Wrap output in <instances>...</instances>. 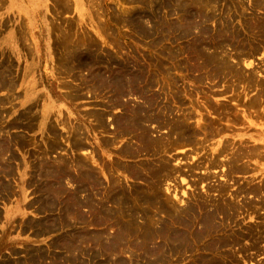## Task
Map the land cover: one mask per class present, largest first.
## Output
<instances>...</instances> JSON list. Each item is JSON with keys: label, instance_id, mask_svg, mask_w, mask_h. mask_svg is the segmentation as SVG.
<instances>
[{"label": "rangeland", "instance_id": "rangeland-1", "mask_svg": "<svg viewBox=\"0 0 264 264\" xmlns=\"http://www.w3.org/2000/svg\"><path fill=\"white\" fill-rule=\"evenodd\" d=\"M201 1L203 0H0V264H110L107 262L108 260H106L109 256H115L114 259L112 258V261H114L112 264H129L130 253L133 252L132 254L139 257L142 255L146 257L145 252L147 250L145 249H149V247L153 246L152 244L144 247L141 246V236L140 242L138 241L139 237H136L138 232L145 229V231H143L145 240L153 237V239H155L154 242L158 243L161 239L163 241V237L152 236L159 228V220L164 218L162 219L163 222L161 221V225L168 222V225L172 224L175 228L177 227V229H180L181 227L174 223L175 218H177L175 215L177 216V214L173 211H179L180 206L185 208V205H187L186 203L194 205V209L201 208L204 199L211 202L215 200L212 203L209 202V204H218L221 207L225 206L222 204L228 203L231 205H229V207L235 208V211L239 208V212H237L236 215L234 213L235 211L230 212L232 217L233 215L238 217H233L234 220L231 218L233 223L229 221L231 223L227 225L226 230L217 231L216 236H214L216 239L227 238L228 235H232V232L242 235L244 232H247V228H251L249 227L250 225L259 224L264 226V97H262L263 95L259 92L261 88L264 87V67H262V65L264 66V48L254 55L249 54L251 56L246 55L245 57L242 56L240 51L242 49L241 47L244 48L245 46L246 48H250L251 46H255V43H259L256 38L258 33L256 32L257 29H254L253 26H256V20L264 17V0ZM211 7L214 8L212 9ZM207 8L208 10H206ZM189 11L195 13V15H193L194 17L191 13L188 14ZM206 11L209 13H206ZM204 14L212 20L208 18L207 21L205 18L199 16ZM185 15H187L186 18H184ZM180 16L181 18L179 19ZM196 16L197 18H195ZM255 16L257 17L255 18ZM245 19L247 24L253 22L251 24L252 28L249 24L250 26H248L250 29H248ZM191 22L193 25L190 24ZM194 23L196 25L198 23L201 24H199V26L197 25V28H194ZM226 28L227 33L225 32ZM217 31H219V33L215 34ZM185 32L189 33L186 34ZM233 34H235V37H232ZM230 35L232 38H230ZM195 36L196 38L193 39ZM199 42L200 45L198 44ZM207 42L208 44H206ZM196 45L200 48L198 49L199 51ZM188 46L191 47L189 48ZM233 46L238 49H234ZM181 49L186 51H181ZM192 49L195 52H193ZM210 55L214 57V59L216 58V61L223 62L230 67L234 66L233 68L237 71L240 68L238 71L239 75L249 79L245 81L242 77H234L232 74L230 76L218 74L217 76H212L211 72H206L203 62L206 58L210 59ZM261 55L263 56L261 57ZM244 59L247 61H244ZM99 64L105 67L103 68ZM257 65L259 67H256ZM98 66L99 68H97ZM101 68L103 69L101 70ZM111 71H113V74ZM125 71L128 72V74ZM240 71H242V74ZM111 75L114 76V78H112ZM135 78L139 81H134L136 80ZM111 80L112 82H110ZM231 80L233 82H231ZM104 82L108 84L106 85ZM118 84L122 85H119V87ZM147 88L149 89L147 90ZM258 94L261 97L259 96V98H257ZM118 102L120 105H117ZM161 108L163 109L162 112ZM179 108L180 111H178ZM126 110L130 112H126ZM168 110H171V112ZM192 110L194 111L193 113ZM135 111L143 114V118L145 119L143 121L141 120V116H139V122L145 127H141V125L138 124L139 122L137 124L127 122L126 124L128 126L125 127L124 121L132 119V117L135 116ZM88 112L91 113L88 114ZM131 112L133 114H131ZM123 113L128 116V119ZM182 113V118L185 119L187 116V119H183L182 122H188L189 124H187L190 125L188 126L185 123V128H183L187 131L185 133L183 129H175L170 125L175 124L174 120L177 118L182 120ZM155 114H160L162 116L166 114L164 115V119H166L167 122L159 123L160 125L158 126L157 123L152 120ZM98 115H101V119ZM147 115L152 116L148 119ZM261 115H263V119ZM95 118L97 121L98 119L101 121L104 119L103 123L106 125L99 127ZM163 124L164 127L161 126ZM92 125H96L95 128ZM202 127H204L205 130L202 129ZM73 128H75L76 131ZM193 128L194 130L196 129L195 132L192 130ZM216 130L217 133L215 132ZM187 133L193 136L191 139L192 141L185 142L182 140L180 143H177V137H181V134L182 137H186ZM148 135V140L153 137L150 141H153L152 143L160 148L158 152L155 151L156 149L154 148L152 151H146L149 148L144 146V143L140 141L144 136L146 137ZM167 136L169 137L168 139ZM104 139L108 142V146H106V141ZM198 142L199 146L197 147L196 144ZM224 142H228L229 145L228 143L224 144ZM83 143L85 147L82 146L84 145ZM123 144L125 148L128 147L129 150H131L127 157L126 153H121L123 151L122 149H125ZM134 144L135 146H133ZM184 144L188 145L187 150ZM164 145L167 146L166 149L163 148ZM171 145L172 147H170ZM192 146L194 148H192ZM189 147L191 149H189ZM200 147H202V149L199 151ZM79 148L84 150V152L80 151ZM171 148L173 151H171ZM183 148L185 150H183ZM237 148H240L239 151ZM118 149L120 151H118ZM169 149L170 152H167ZM192 150H195V152ZM218 150H221V153H219ZM235 150L238 152L235 153ZM242 150L243 152H241ZM188 151H190L189 153L191 155H188ZM213 151H216V156L213 155ZM87 152L91 153L87 159V163L90 162V165L88 164L89 168L91 167V169L94 170L96 167L95 171L98 168L103 179L99 177L100 175L96 171L95 174L98 177L96 179L97 184H93L91 180L88 182V187L90 188L88 194L90 193L96 205L100 203L104 204V202L107 204L106 198L110 192L108 191V189H110V181L112 179L114 182L113 179H116V186H113V190L116 196H122L117 198L119 201L123 198L120 204L125 208V211H127L125 213L126 215L124 214L125 216L119 214V217H121V215L124 216L119 222L127 221L124 223L129 224L130 232H126L125 235L127 238H125V236L124 240L126 241H121L122 246H119L121 242L118 243L120 247V250L117 249L118 247L116 248L118 258H116V255H113L115 251L112 250L109 252L108 246L102 245V239L100 238L101 229L105 228L106 232H110V230H107L109 229L108 227L111 224V229L114 230L117 227L116 223L108 222V224L107 222H103V220H101V215H99L100 213L98 214V211H96L97 209H89L90 213L92 212L91 215L89 211L87 212L88 214L86 213L85 207H81L84 206L83 202L80 203L83 201L84 194L83 191H81L82 193L80 192L83 186L82 171L80 172V170ZM193 153L199 160L196 159ZM237 153L240 159L242 158L241 161L239 159V164H244V167H246L242 171L247 172L248 166V172L241 173L242 171H240L229 174V163ZM244 153L249 155L247 156ZM254 153L257 155L255 156ZM178 155L179 159L177 161L176 156ZM189 156L195 158L190 159ZM251 156H255V158ZM216 157L217 159H214ZM224 157H227L226 160ZM261 157L263 160H261ZM185 159L186 161H184ZM207 160H210L209 162L211 163H208ZM212 160L215 161L214 163L216 164L214 166L216 167L213 166ZM219 160L225 162L221 163ZM115 161L117 163H115ZM216 161L220 162V166ZM118 162L120 163L118 164ZM159 162L167 163L168 169H171L161 174L162 178H159L157 182V180H151V173L155 170L154 168ZM186 162L189 164L191 163L187 168L184 166L187 164ZM126 165L128 167H126L127 170H123L121 167H125ZM105 166H108L109 169L107 168L108 170L106 169L104 171L106 168ZM148 166L150 168H148ZM192 166L194 168H190ZM203 168H207L205 169L206 171ZM210 168L212 170H210ZM128 169L131 171H128ZM151 169L153 170L151 171ZM187 170L189 174L191 173L190 175L187 173ZM136 171L139 174L141 172V174L134 173ZM179 171L181 173H179ZM131 172H133V174H131ZM106 173L108 174L106 175ZM203 173L206 176L210 174L209 178L207 177V179ZM163 175H165V177ZM178 175L181 176L179 177ZM227 176H231V180ZM143 178L146 179L143 181ZM183 180H185V182ZM194 180L195 182H193ZM226 180L229 181V184L231 183L230 186ZM102 181H104V183H101ZM121 181H123V183ZM173 181L179 182V184L176 183L175 185ZM209 181L211 182L210 184ZM214 181L215 186L218 185L217 187L214 186ZM161 182H163L164 185ZM243 182H245L246 185L248 183L249 186H244L245 183ZM154 183L156 184L155 186H153ZM165 184H167V186ZM172 184H174V186ZM201 184H203V186ZM208 184L212 185L210 186L212 189L209 188ZM234 184L236 185L234 186ZM252 184H254V186ZM118 185L120 187H118ZM219 185H224L229 189L227 195L221 196L219 193L221 186ZM159 186L160 188H157ZM236 186L238 188H247V190L245 189L247 193H249L250 188H258V186V192L259 189L263 191L261 193L256 192V194H250V192V195L245 192L243 194L244 196L241 194V198L239 196L233 198L231 193L235 194L238 190ZM205 187L209 189L207 190ZM230 188H232V191ZM233 188L235 189L233 190ZM119 189L122 191H119ZM159 189L162 192H160ZM145 190L146 192H144ZM94 191H96V194ZM100 191H102V193ZM125 191L127 192L125 193ZM210 191L213 195L209 194ZM162 193L165 194L166 197ZM135 194L141 196L150 195L152 198L156 197L159 201L151 198L153 202L150 204L153 208L150 204L148 207L147 204L144 209L143 205H146L148 200H140V197L137 198L138 196L136 199L134 198ZM74 196L76 198H74ZM129 196L131 199H129ZM200 198L204 199L200 200ZM166 199L175 205H171L174 208L168 204L169 201H166ZM260 199L262 200L260 201ZM180 200L182 202H180ZM228 200L232 201L229 203ZM124 201L127 202V204ZM131 201H134L135 204ZM200 201H202L201 204ZM250 201H254V204L251 205V203L249 205ZM158 202L160 203L158 204ZM161 203L164 205L162 206ZM259 203L261 204L259 205ZM247 204L248 206H245ZM176 205L178 210L176 209ZM257 205L259 209L261 208L260 210L257 208ZM135 206L139 213L135 210ZM168 206L170 207L168 208ZM79 207L80 210L77 211ZM166 209L169 210L167 211ZM170 209L173 213H168ZM83 210H85V212ZM130 210L133 211L130 213ZM140 210L143 213L142 215ZM165 210L167 212L164 213ZM247 210H249L248 213L246 212ZM145 212L147 217L144 214ZM153 212H155L159 218L154 217ZM85 213L91 218L95 215L96 217L90 218L92 221L89 219V222L86 223V217H82V215L85 216ZM129 213L133 214V216ZM152 215L153 217H151ZM138 216L140 218H138ZM148 217H150L151 220L154 218L155 221L152 222L150 219L148 220ZM76 218L78 219L76 220ZM63 220H65L64 222L66 223H64ZM219 220L220 219H217V221ZM90 221L97 226H94ZM129 221L130 223L132 222L133 225L130 224ZM148 221L149 225H147ZM177 221L178 220H175V222ZM100 222L105 224L101 225ZM154 222L157 224H154ZM134 223L137 225L136 227ZM223 223L224 222H222V224ZM143 224L145 225L144 227ZM149 226H151L150 230L148 228ZM199 227L201 228V225ZM135 228L138 230L134 231L136 230ZM86 232H88L87 239L91 240H89V243L88 240H86V244H84V234ZM108 233H106V235ZM131 233H135V236L131 235ZM89 234H93L94 237L93 235L89 237ZM262 234V241L260 240L261 242L258 243L257 248L249 249L253 240L245 239L242 244L247 247L246 253L239 256V261L233 263L227 261V263L264 264V235ZM95 236L100 239H96L97 237L95 238ZM261 236L258 235L257 237ZM66 241H68V243ZM81 241L83 242L81 243ZM204 241L205 242L202 243L206 245L212 240L206 238ZM170 244L173 245L171 242ZM123 245H125L127 250ZM135 246L139 248L136 247L135 249ZM238 247H240V245ZM82 248L87 249V251L84 249L82 250ZM123 248L126 251H124ZM236 248L237 246H235V248L228 247L225 250L226 252L229 251L228 254L232 256ZM128 249L131 252L128 251ZM101 250L103 252L102 255L100 254ZM73 251L74 253H72ZM182 251L184 252L180 251L176 256H173V258L166 256L164 263L192 264L194 260H192L190 256V250H187L188 252L185 250ZM200 252L201 251H198L199 254ZM110 253H112V255ZM120 253L122 258L120 257ZM218 256V254L212 253L210 258H216ZM231 258H233V256L228 257V259Z\"/></svg>", "mask_w": 264, "mask_h": 264}, {"label": "bare ground", "instance_id": "bare-ground-1", "mask_svg": "<svg viewBox=\"0 0 264 264\" xmlns=\"http://www.w3.org/2000/svg\"><path fill=\"white\" fill-rule=\"evenodd\" d=\"M204 1V0H203ZM203 1H201V2H203ZM214 1V0H213ZM217 1V0H216ZM166 2V1H165ZM153 3V2H152ZM195 3H196V1H195ZM226 3V2H225ZM227 3H229V2H227ZM172 4V3H171ZM169 5V4H168ZM204 5H206V4H204ZM230 5V4H229ZM173 6V5H172ZM192 7V6H191ZM199 7V6H198ZM215 7V6H214ZM213 7V8H214ZM229 7H231V6H229ZM161 8V7H160ZM164 8V7H163ZM189 8V7H188ZM212 8V7H211ZM210 8V9H211ZM212 8V9H213ZM218 8V7H217ZM186 9V8H185ZM184 9V10H185ZM156 10V9H155ZM206 10H208V8L206 9ZM227 10V9H226ZM243 10V9H242ZM187 13V12H186ZM191 13V15L193 16V15H195V13L193 12V11H189V13L188 14H190ZM206 13H209V12H207L206 11ZM241 13H243V12H241ZM135 14H136V12H135ZM200 14V13H199ZM177 15H178V13H177ZM263 15V14H262ZM186 16L187 15H185V17L184 18H186ZM189 16V15H188ZM200 17H202V18H205L207 21H208V18H210V17H208V16H206L205 14L204 15H199ZM233 16V15H232ZM231 16V17H232ZM234 16H235V14H234ZM233 16V17H234ZM245 16V15H244ZM183 17V16H182ZM191 17V16H190ZM194 17V16H193ZM246 17V16H245ZM257 16H255V18H256ZM181 18V16L179 17V19ZM195 18H197V16L195 17ZM230 18V17H229ZM235 18V17H234ZM255 18H254V20H255ZM142 19H143V17H142ZM183 19V18H182ZM190 19V18H189ZM191 19H192V17H191ZM204 19V20H205ZM248 19V18H247ZM185 20V19H184ZM203 20V19H202ZM209 20H212L211 18L209 19ZM233 20H235V19H233ZM239 20V19H238ZM244 20V19H243ZM257 22H256V26H253V28L254 29H257V31L256 32H258L257 33V35H256V38H257V42H259L258 44L257 43H255L256 45L255 46H251L250 48H246L245 46H244V48L243 47H241L242 49L240 50L241 51V53H242V56H246V55H249V54H251V55H254L255 53H257V52H259V51H261L263 48H264V17L263 18H261V19H259V20H256ZM196 22H198V21H196ZM245 22H246V19H245ZM245 22H243V23H245ZM132 23V22H131ZM186 23H187V21H186ZM185 23V24H186ZM216 23V22H215ZM214 23V24H215ZM230 23H231V21H230ZM253 23V22H252ZM251 23V24H252ZM143 24V23H142ZM190 24H192V22L190 23ZM199 24H201V23H198L197 25L199 26ZM237 24V23H236ZM235 24V25H236ZM246 24H247V22H246ZM250 24V23H249ZM249 24H247V26L249 25ZM250 24V25H251ZM158 25V24H157ZM193 25V24H192ZM197 25L194 23V28H197ZM204 25V24H203ZM233 25V24H232ZM249 25V26H250ZM206 26V25H205ZM215 26H217V25H215ZM249 26H248V29H250L249 28ZM203 27V26H202ZM209 27V26H208ZM227 27V26H226ZM231 27V26H230ZM199 28V27H198ZM224 28V27H223ZM228 28H229V26H228ZM251 28H252V25H251ZM208 29V28H207ZM230 29V28H229ZM240 29V28H239ZM220 30V29H219ZM181 31V30H180ZM187 31V30H186ZM189 31V30H188ZM205 32H207L206 30H204ZM240 31V30H239ZM238 31V32H239ZM248 31V30H247ZM251 31V30H250ZM225 32L227 33V28H226V30H225ZM181 33H183V32H181ZM181 33H179V34H181ZM186 34L187 33H189V32H185ZM202 33V32H201ZM207 33H209V32H207ZM219 33V31H217V33H215V34H218ZM225 33V34H226ZM243 33V32H242ZM252 33H253V30H252ZM185 34V35H186ZM191 34V33H190ZM189 34V35H190ZM222 34V33H221ZM188 35V36H189ZM202 35V34H201ZM228 35V34H227ZM226 35V36H227ZM235 34H233L232 35V37H235L234 36ZM229 36V35H228ZM227 36V37H228ZM239 36H241V35H239ZM249 36V35H248ZM231 37V35H230V38H232ZM196 38V36L193 38V39H195ZM225 38V37H224ZM237 38H239V37H237ZM179 39V38H178ZM184 39V38H183ZM202 39V38H201ZM221 39V38H220ZM243 39V38H242ZM205 40V39H204ZM231 40V39H230ZM233 40V39H232ZM241 40V39H240ZM244 40V39H243ZM226 41V40H225ZM229 41V40H228ZM209 42V41H208ZM208 42L206 43V44H208ZM224 42V41H223ZM231 42H233V41H231ZM193 43V42H192ZM204 43V42H203ZM213 43V42H212ZM248 43H250V42H248ZM195 44V43H194ZM199 45H200V42L198 43ZM217 44V43H216ZM236 44V43H235ZM235 44H233V45H235ZM238 44V43H237ZM193 45V44H192ZM218 45H220V44H218ZM239 45V44H238ZM244 45V44H243ZM249 45V44H248ZM207 46V45H206ZM247 46V45H246ZM189 47V46H188ZM191 47V46H190ZM189 47V48H190ZM185 48V47H184ZM195 48V47H194ZM196 48H197V50L198 49H200L199 47H197V45H196ZM204 48V47H203ZM211 48V47H210ZM215 48V47H214ZM226 48H228V47H226ZM233 48L234 49H238L237 47H235V46H233ZM182 50H184V49H181V51ZM188 50V49H187ZM221 50V49H220ZM230 50V49H229ZM184 51H186V50H184ZM192 51H193V49H192ZM199 51V50H198ZM215 51V50H214ZM222 51V50H221ZM188 52V51H187ZM193 52H195V51H193ZM205 52V51H204ZM217 53L219 52V51H216ZM225 52V51H224ZM220 53V52H219ZM222 53V52H221ZM238 53V52H237ZM262 53V52H261ZM196 54V53H195ZM224 54V53H223ZM251 55H249V56H251ZM263 55H261V57H262ZM241 57V56H240ZM243 57V58H244ZM257 57V56H256ZM264 57V56H263ZM184 58V57H183ZM199 58H200V56H199ZM249 58H251V57H249ZM259 58V57H258ZM234 59V58H233ZM247 59V58H246ZM246 59H244V61L246 60ZM252 59V58H251ZM260 59V58H259ZM239 60H241V59H239ZM238 61V60H237ZM247 61V60H246ZM99 62H101V61H99ZM204 62V67L206 68V72H211L212 74V76H217V74L218 75H226V76H230L231 74L234 76V77H238V78H241L242 76H240L239 75V69H238V71L237 70H235V68H233V67H230L229 65H226V64H224L223 62H219V61H216V58L214 59V57H212L211 55H210V59H208V58H206L205 59V61H203ZM239 62V61H238ZM107 63V62H106ZM186 63V62H185ZM227 63V62H226ZM82 64V63H81ZM117 64V63H116ZM187 64V63H186ZM84 65V64H83ZM99 65H101L103 68L105 67L104 65H102V64H99ZM190 66V65H189ZM255 66V65H254ZM83 67V66H82ZM132 67V66H131ZM256 67H259L258 65L256 66ZM261 67V66H260ZM262 67H264L263 65H262ZM261 67V68H262ZM97 68H99V66L97 67ZM103 68H101V70L103 69ZM109 68V67H108ZM114 68V67H113ZM118 68V67H117ZM117 68H115V69H117ZM191 68V67H190ZM193 68V67H192ZM201 68V67H200ZM237 68V67H236ZM83 69V68H82ZM110 69V68H109ZM120 69V68H119ZM118 69V70H119ZM133 69V68H132ZM189 69V68H188ZM194 69V68H193ZM197 69V68H196ZM202 69V68H201ZM200 69V70H201ZM248 69V68H247ZM254 69H255V67H254ZM106 70V69H105ZM113 70V69H112ZM250 70H252V69H250ZM249 70V71H250ZM108 71V70H107ZM106 71V72H107ZM116 71V70H115ZM130 71V70H129ZM190 71H191V69H190ZM194 71H195V69H194ZM244 71V70H243ZM247 71V70H246ZM110 72V71H109ZM108 72V73H109ZM112 72V74H113V71H111ZM122 72H124V71H122ZM126 72V71H125ZM144 72V71H143ZM142 72V73H143ZM251 72V71H250ZM99 73V72H98ZM104 73V72H103ZM127 74H128V72H126ZM240 73L242 74V71H240ZM246 73V72H245ZM244 73V74H245ZM121 74V73H120ZM124 74V73H123ZM205 74V73H204ZM207 74V73H206ZM243 74V75H244ZM261 74V73H260ZM90 75V74H89ZM99 75H101V74H99ZM115 75V74H114ZM125 75V74H124ZM143 75V74H142ZM251 75V74H250ZM257 75H259V74H257ZM98 76V75H97ZM119 76V75H118ZM118 76H116V77H118ZM130 76V75H129ZM139 76V75H138ZM203 76H205V75H203ZM261 76H262V74H261ZM111 77L112 78H114V76H112L111 75ZM121 77V76H120ZM202 77V76H201ZM207 77V76H206ZM223 77V76H222ZM225 77V76H224ZM256 77H258V76H256ZM105 78V77H104ZM104 78H102V79H104ZM110 78V77H109ZM119 78V77H118ZM126 78V77H125ZM138 78V77H137ZM152 78V77H151ZM220 78V77H219ZM243 79H245V81L246 80H248L249 78H244V77H242ZM124 79V78H123ZM129 79V78H128ZM136 79V78H135ZM200 79V78H199ZM232 79V78H231ZM242 79V80H243ZM253 79V78H252ZM105 80V79H104ZM110 80V79H109ZM118 80V79H117ZM121 80H122V78H121ZM120 80V81H121ZM125 80V79H124ZM127 80V79H126ZM132 80V79H131ZM239 80H241V79H239ZM134 81H137V79L136 80H134ZM139 81V80H138ZM137 81V82H138ZM238 81V80H237ZM91 82H93V81H91ZM107 82V81H106ZM106 82H104V83H106ZM110 82H112V80L110 81ZM132 82V81H131ZM231 82H233L232 80H231ZM242 82V81H241ZM240 82V83H241ZM96 83V82H95ZM114 83V82H113ZM120 83V82H119ZM130 83V82H129ZM239 83V84H240ZM248 83V82H247ZM101 84V83H100ZM108 83H106V85H107ZM110 84H112V83H110ZM124 84H125V82H124ZM151 84V83H150ZM149 84V85H150ZM254 84V83H253ZM261 84V83H260ZM117 85V84H116ZM120 84H118V86H119ZM122 85V84H121ZM120 85V86H121ZM129 84L127 83V86H128ZM137 85V84H136ZM244 85V84H243ZM247 85V84H246ZM263 85V84H262ZM96 86V85H95ZM94 86V87H95ZM117 86V87H118ZM119 86V87H120ZM131 86V85H130ZM135 86V85H134ZM145 86V85H144ZM257 86H259V85H257ZM261 86V85H260ZM123 87V86H122ZM129 87V86H128ZM249 87V86H248ZM262 87V86H261ZM128 89V88H127ZM135 89V88H134ZM149 88H147V90H148ZM251 89V88H250ZM132 90V89H131ZM130 90V91H131ZM254 90V89H253ZM121 91V90H120ZM124 91V90H123ZM129 91V90H128ZM128 91H127V93H128ZM135 91V90H134ZM137 91V90H136ZM252 91V90H251ZM119 92V91H118ZM126 92V91H125ZM141 92V91H140ZM263 96L262 97H264V87H262L261 88V90L259 91ZM130 93V92H129ZM142 93V92H141ZM257 93V92H256ZM259 93V94H260ZM124 94V93H123ZM136 94V93H135ZM143 94V93H142ZM154 94V93H153ZM156 94V93H155ZM158 94V93H157ZM257 95L258 97L257 98H259V96L260 95ZM140 95V94H139ZM159 95V94H158ZM123 96V95H122ZM126 96V95H125ZM142 96V95H141ZM140 96V97H141ZM157 96V95H156ZM144 97V96H143ZM160 97V96H159ZM158 97V98H159ZM261 97V96H260ZM251 98V97H250ZM249 98V99H250ZM117 99H118V97H117ZM116 99V100H117ZM119 100V99H118ZM163 100V99H162ZM161 100V101H162ZM255 101H257L256 99H254ZM260 100V99H259ZM262 100H263V98H262ZM155 101H157V100H155ZM160 101V102H161ZM117 102V101H116ZM116 102H115V104H116ZM152 103V102H151ZM158 103H159V101H158ZM139 104V103H138ZM137 104V105H138ZM162 104V103H161ZM256 104V103H255ZM117 105H120L119 104V102H118V104ZM152 105H153V103H152ZM168 105V104H167ZM139 106V105H138ZM144 106V105H143ZM116 107V106H115ZM121 107V106H120ZM125 107V106H124ZM134 107V106H133ZM135 107H136V105H135ZM141 107V106H140ZM109 108V107H108ZM149 108V107H148ZM148 108H145V109H148ZM154 108H155V106H154ZM162 108H164V107H162ZM161 108V109H162ZM181 108V107H180ZM180 108H179V110L178 111H180ZM226 108V107H225ZM125 109H127V108H125ZM136 109V108H135ZM139 109V108H138ZM150 109H151V107H150ZM156 109V108H155ZM183 109V108H182ZM157 110V109H156ZM155 110V111H156ZM167 110V109H166ZM258 110H259V108H258ZM128 110H126V112H127ZM159 111V110H158ZM163 111V109L161 110V112ZM169 111V110H168ZM128 112H130V111H128ZM148 112V111H147ZM160 112V111H159ZM160 112V113H161ZM169 112H171V110L169 111ZM183 112V111H182ZM188 112V111H187ZM194 111L192 110V113H193ZM91 112H88V114H90ZM172 113H173V111H172ZM177 113V112H176ZM87 114V113H86ZM124 114V113H123ZM131 114H133L132 112H131ZM137 114V115H136ZM139 114H141V112H136L135 111V116L134 117H132V119H128V116H126L125 114V117H127V119L128 120H125L124 122V124L126 125H124L125 127H127L128 125L126 124L127 122H130V123H135V124H137L139 121H140V117L139 116H141V120H143L144 121V119L145 118H143V114H141V115H139ZM146 114V113H145ZM167 114V113H166ZM166 114H164V115H166ZM189 114V113H188ZM164 115L162 116V115H160V114H155V116H153L152 117V120H154L156 123H157V125L159 126L160 124L159 123H162V122H167V120L166 119H164ZM168 115H172V114H168ZM180 115V114H179ZM99 116V115H98ZM101 116V115H100ZM100 116H99V118H100ZM123 116V115H122ZM130 116V115H129ZM149 115H147V118L148 119H150V117L152 116H149ZM182 116H183V113H182V115H181V118H182ZM186 116V115H185ZM208 116V115H207ZM256 116V115H255ZM263 115H261V118L263 119V117H262ZM116 117V116H115ZM118 117V116H117ZM146 117V116H145ZM114 118V117H113ZM119 118V117H118ZM122 118H124V117H122ZM130 118V117H129ZM257 118H258V115H257ZM96 119V118H95ZM101 119V118H100ZM100 119H98V121H97V119H96V121H97V124H98V126L99 127H103V126H105L104 125V123H103V120L101 121ZM117 119V118H116ZM126 119V118H125ZM183 119L184 118H182V120L180 119V118H177L176 120H174V122H175V124H170V125H172V127H174L175 129L177 128V129H179V130H181V129H183V128H185L184 127V125H185V121L184 122H182L183 121ZM185 119H187V116L185 117ZM184 119V120H185ZM192 119H194V118H192ZM191 119V120H192ZM115 120V119H114ZM122 120H124V119H122ZM151 120V121H152ZM189 120V119H188ZM187 120V121H188ZM118 121V120H117ZM150 121V120H149ZM94 122H95V120H94ZM105 122H106V120H105ZM123 122V121H122ZM96 123V122H95ZM107 123V122H106ZM132 123V124H133ZM143 123V122H142ZM188 123V122H187ZM186 123V124H187ZM194 123V122H193ZM108 124H110V123H108ZM119 124H121V123H119ZM138 124H140V122L138 123ZM145 124V123H144ZM189 124V123H188ZM187 124V125H188ZM190 124H191V122H190ZM141 125V127H145L144 125L142 126V124H140ZM148 125H149V123H148ZM209 125H210V123H209ZM93 126V125H92ZM95 126L96 125H94L93 127L95 128ZM117 126H118V124H117ZM162 127H164V124L163 125H161ZM166 126V125H165ZM168 126V125H167ZM188 126H190V125H188ZM192 126V125H191ZM171 127V128H172ZM207 127H208V125H207ZM76 128V127H75ZM75 128H73V129H75ZM97 128V127H96ZM105 128V127H104ZM107 128V127H106ZM114 128V127H113ZM147 128H148V126H147ZM167 128V127H166ZM170 128V129H171ZM186 128H187V126H186ZM121 129V128H120ZM119 129V130H120ZM200 129H201V126H200ZM202 129H204V127H202ZM223 129V128H222ZM78 130V129H77ZM80 130V129H79ZM112 130V129H111ZM117 130V129H116ZM123 130V129H122ZM134 130V129H133ZM163 130V129H162ZM187 130H188V128H187ZM190 130V129H189ZM192 130H194V128L192 129ZM196 130V129H195ZM195 130H194V132H195ZM205 130V129H204ZM221 130V129H220ZM75 131H76V129H75ZM114 131V130H113ZM144 131V130H143ZM161 131V130H160ZM164 131V130H163ZM171 131V130H170ZM183 131H184V133L185 132H187V131H185L184 129H183ZM84 132V131H83ZM115 132V131H114ZM119 132V131H118ZM136 132V131H135ZM134 132V133H135ZM173 132V131H172ZM178 132V131H177ZM192 132V131H191ZM216 133H217V130L215 131ZM222 132V131H221ZM220 132V133H221ZM116 133V132H115ZM156 133V132H155ZM159 133V132H158ZM157 133V134H158ZM180 133V132H179ZM197 133H198V131H197ZM211 133V132H210ZM209 133V134H210ZM75 134V133H74ZM118 134V133H117ZM139 134V133H138ZM152 134H154V133H152ZM165 134V133H164ZM167 134H169V133H167ZM86 135V134H85ZM127 135V134H126ZM184 135V134H183ZM208 135V134H207ZM135 136V135H134ZM153 136V135H152ZM162 136V135H161ZM166 136V135H165ZM181 137H177V143H180V141H182V140H184L185 142H191L192 140V137L193 136H191L190 134H186V137H182V134L180 135ZM147 137V138H146ZM144 136V138L142 139V140H140L142 143H144L143 145L144 146H146V147H148L149 149L148 150H146V151H152V149L154 148V149H156L155 151H157L158 152V150H160V148L158 147V146H156V145H154L150 140L153 138V137H151V139H149L148 140V137H149V135L148 136ZM103 138V137H102ZM105 138V137H104ZM108 138V137H107ZM106 138V139H107ZM114 138V137H113ZM112 138V139H113ZM169 137L167 136V139H168ZM174 138V137H173ZM176 138V137H175ZM88 139V138H87ZM100 139V138H99ZM109 139V138H108ZM172 139V138H171ZM170 139V140H171ZM83 140V139H82ZM105 140V139H104ZM155 140V139H154ZM176 140V139H175ZM227 140V139H226ZM106 141V140H105ZM104 141V142H105ZM109 141V140H108ZM115 141V140H114ZM156 141V140H155ZM82 142H84V141H82ZM107 142V141H106ZM105 142V144H106V146H108V142L106 143ZM113 142V141H112ZM111 142V143H112ZM140 142V143H141ZM194 142V141H193ZM115 143V142H114ZM226 143H228V142H224V144H226ZM81 144V143H80ZM84 144V143H83ZM104 144V143H103ZM116 144V143H115ZM131 144V143H130ZM136 144V143H135ZM135 144L133 145V146H135ZM162 144V143H161ZM167 144V143H166ZM188 144V143H187ZM192 144V143H191ZM194 144V143H193ZM199 142L196 144V146L198 147L199 145ZM214 144V143H213ZM233 144V143H232ZM237 144H238V141H237ZM110 145V144H109ZM114 145V144H113ZM124 145V144H123ZM143 145H140L141 147L143 146ZM182 145V144H181ZM184 145H186V144H184ZM228 145H229V143H228ZM236 145V144H235ZM234 145V146H235ZM82 146H84L85 147V144L84 145H82ZM143 146V147H144ZM179 146V145H178ZM187 146V147H186ZM185 146V148H186V150H187V148H188V145H186ZM194 146V145H193ZM192 146V148H194ZM201 146V145H200ZM233 146V145H232ZM83 147V148H84ZM87 147V146H86ZM130 147V146H129ZM138 147V146H137ZM140 147V148H141ZM166 147L167 146H163V148L164 149H166ZM170 147H172V145L170 146ZM191 147V146H190ZM189 147V149H191ZM202 147H203V143H202ZM202 147H200V149H199V151L202 149ZM206 147V146H205ZM239 147V146H238ZM254 147H256V146H254ZM262 147V146H261ZM82 148V147H81ZM95 148V147H94ZM122 148H123V146H122ZM124 148H125V145H124ZM133 148V147H132ZM136 148V147H135ZM134 148V149H135ZM139 148V147H138ZM176 148V147H175ZM175 148H174V150H175ZM179 148V147H178ZM196 148V147H195ZM207 148V147H206ZM257 148H258V146H257ZM260 148V147H259ZM89 149H90V147H89ZM120 149H121V147H120ZM133 149V150H134ZM181 149V148H180ZM188 149V150H189ZM238 149V148H237ZM240 149V148H239ZM239 149H238V151H239ZM242 149H243V147H242ZM246 149V148H245ZM251 149V148H250ZM79 150L80 151H83L84 152V150H82V149H80L79 148ZM123 151L121 152V153H126V157H127V155L129 154V152L131 151V150H129V148L127 147V148H125V149H122ZM182 150V149H181ZM183 150H185L184 148H183ZM231 150V149H230ZM253 150V149H252ZM251 150V151H252ZM118 151H120L119 149H118ZM141 151H143V150H141ZM155 151H154V153H155ZM163 151V150H162ZM171 151H173V149L171 148ZM193 152H195V150H192ZM191 151V152H192ZM238 151H236L235 150V153L236 152H238ZM133 152V151H132ZM135 152V151H134ZM138 152V151H137ZM136 152V153H137ZM167 152H170V149H169V151L167 150ZM190 151H188V155L190 154L189 153ZM218 152L219 153H221V150L219 151L218 150ZM223 152V151H222ZM227 152V151H226ZM241 152H243V150L241 151ZM240 152V153H241ZM244 152H247V151H244ZM250 152V151H249ZM257 152V151H256ZM120 153V152H119ZM135 153V154H136ZM145 153V152H144ZM213 155H217V154H215L216 153V151L214 152L213 151ZM251 153V152H250ZM84 154V153H83ZM90 152H87L86 153V155H85V160H83L84 161V163H82V167H83V170H82V167H81V170H80V172H81V174H82V177H83V186L81 187V190H80V192L81 191H83V201H81L80 203H82L83 202V204H84V206H81L80 204H77V205H80L81 207H85L84 209L86 210V213L89 211V209L90 210H92V209H97L96 211H98V214L99 215H101V217H102V219L101 220H103V222H109V223H116V229H111V224H110V226L108 227L109 229H107V230H110V232L108 233V232H106V230H105V228H103V229H101V239H102V241H101V243H102V245H105L106 247L108 246V249H109V252L110 251H115V254L113 253V255H116V258H118V256H117V249L118 250H120L119 248V246H122V240H123V242L124 241H126V240H124L125 238H127V236L125 235L126 234V232L127 231H129V224H125L124 222H127V221H124V222H119V220L121 219L122 220V218L126 215L125 213L127 212V211H125V208L123 207V206H121V204H120V202L122 203V199H120V201L118 200V198L121 196H119L118 197V195L116 196L115 195V192H114V190H113V186L115 185L116 186V183H115V181H116V179H113L114 180V182L112 181V179H111V181H110V189H108V191H110L109 192V195H107L108 197L106 198L107 199V202L109 203H107V204H105V202H104V204H102V203H100V204H97L96 205V202L93 200V198H92V196H90V193L88 194V191H89V187H88V182L91 180L92 181V183L94 184V183H96V179L98 178L97 176H96V171H97V173H99V171H98V168H97V170L95 171V169H96V167H95V169L94 170H92L91 169V167L89 168V163H87V159L89 158V156H90ZM130 154H132V153H130ZM147 154V153H146ZM158 154V153H157ZM194 154V153H193ZM192 154V155H193ZM223 154H224V152H223ZM245 154V153H244ZM253 154V153H252ZM145 155V154H144ZM159 155V154H158ZM186 155H187V152H186ZM191 155V154H190ZM206 155V154H205ZM204 155V156H205ZM241 155V154H240ZM245 155H247V154H245ZM249 155V154H248ZM247 155V156H248ZM254 155L256 156L257 154L256 153H254ZM258 155H261V154H258ZM130 156V155H129ZM128 156V157H129ZM132 156V155H131ZM137 156V155H136ZM135 156V157H136ZM181 156H184V155H181ZM194 156L196 157V155L194 154ZM255 156L254 157H252V158H255ZM177 157V161H178V157H179V155L178 156H176ZM185 157V156H184ZM186 157H188V156H186ZM190 157V159H192V158H195V157H192L191 158V156H189ZM202 157V156H201ZM200 157V158H201ZM115 158V157H114ZM113 158V159H114ZM134 158V157H133ZM163 158V157H162ZM220 158V157H219ZM218 158V159H219ZM225 158V160H226V158L227 157H224ZM164 159V158H163ZM169 159V158H168ZM184 159V158H183ZM196 159H197V157H196ZM204 159V158H203ZM209 159H210V155H209ZM214 159H217V157L216 158H214ZM221 159V158H220ZM223 159V158H222ZM231 159V158H230ZM229 159V160H230ZM239 159H240V157H239V154L237 153V154H235L234 156H233V158H232V160L230 161V163H229V174H232L233 172H240V171H242L244 168H246V167H244V164H239ZM242 159V158H241ZM241 159H240V161H241ZM197 160H199V159H197ZM201 160V159H200ZM206 160V159H205ZM261 160H263V158L261 157ZM157 161V160H156ZM172 161V160H171ZM176 161V160H175ZM174 161V162H175ZM181 161V160H180ZM184 161H186V159L184 160ZM196 161V160H195ZM203 161V160H202ZM208 161V160H207ZM210 161V160H209ZM208 161V163H211V162H209ZM220 161V160H219ZM228 161V160H227ZM141 162V161H140ZM158 162V161H157ZM173 162V161H172ZM183 162V161H182ZM188 162H190V161H188ZM188 162H186L187 164H188V166H187V164H185L184 166H186V168L187 167H189V165H191V163L189 164ZM200 162V161H199ZM212 162H213V166L216 164V163H214L215 161H213L212 160ZM217 162V161H216ZM221 163L222 162H225V161H223V160H221L220 161ZM220 162H217V164L220 166ZM247 162V161H246ZM114 163V162H113ZM115 163H117L116 161H115ZM120 162H118V164H119ZM123 163V162H122ZM142 163V162H141ZM140 163V164H141ZM176 163H178V162H176ZM176 163H175V165H176ZM196 163V162H195ZM198 163V162H197ZM227 163V162H226ZM248 163V162H247ZM89 164V165H88ZM104 164V163H103ZM152 164V163H151ZM172 164V163H171ZM182 164V163H181ZM180 164V165H181ZM194 164V163H193ZM199 164V163H198ZM124 165V164H123ZM148 165V164H147ZM194 165H196V164H194ZM200 165V164H199ZM210 165V164H209ZM97 166V165H96ZM128 166H129V164H128ZM143 166V165H142ZM152 166V165H151ZM170 166V165H169ZM177 166H178V164H177ZM198 166V165H197ZM204 166H205V161H204ZM212 166V165H211ZM211 166H209V167H211ZM106 167V166H105ZM112 167V166H111ZM127 165L125 166V167H121L123 170H127ZM147 167V166H146ZM175 167V166H174ZM182 167V166H181ZM180 167V168H181ZM199 167V166H198ZM214 167H216V166H214ZM222 167V166H221ZM224 167V166H223ZM227 167H228V164H227ZM108 168V166L104 169V171L106 170ZM148 168H150L149 166H148ZM178 168V167H177ZM185 168V169H186ZM190 168H194L193 166L192 167H190ZM109 169V168H108ZM107 169V170H108ZM136 169V168H135ZM155 170L154 171H152L153 169H151V171H152V173H151V180H153V181H156L157 180V182H158V179L159 178H162V176H161V174H164V172L165 171H167V170H169V169H171V168H169L168 169V165H167V163H165V162H162V163H160L159 162V164L154 168ZM189 169V168H188ZM200 169H201V167H200ZM199 169V170H200ZM204 169V168H203ZM205 169H207V168H205ZM204 169V170H205ZM216 169V168H215ZM130 169H128V171H129ZM134 170V169H133ZM184 170V169H183ZM191 170V169H190ZM189 170V171H190ZM194 170V169H193ZM195 170H196V167H195ZM202 170V169H201ZM210 170H212L211 168H210ZM249 170H251V169H249ZM47 171H48V169H47ZM131 171V170H130ZM142 171H143V169H142ZM174 171H175V169H174ZM206 171V170H205ZM208 171V170H207ZM107 172V171H106ZM127 172V171H126ZM140 172V171H139ZM170 172H171V170H170ZM178 172V171H177ZM177 172H175V173H177ZM184 172V171H183ZM191 172V171H190ZM193 172V171H192ZM195 172V171H194ZM247 172H248V166H247ZM247 172H241V173H247ZM250 172V171H249ZM134 173H138L137 171L136 172H134ZM174 173V174H175ZM179 173H181L180 171H179ZM178 173V174H179ZM186 173V172H185ZM187 173H188V170H187ZM211 173V172H210ZM225 173V172H224ZM223 173V174H224ZM240 173V174H241ZM70 174V173H69ZM108 173H106V175H107ZM131 174H133V172H131ZM139 174V173H138ZM140 174H141V172H140ZM139 174V175H140ZM172 174H173V171H172ZM189 174V173H188ZM187 174V175H188ZM191 174V173H190ZM189 174V175H190ZM193 174V173H192ZM205 174H206V172H205ZM208 174V173H207ZM212 174H214V173H212ZM226 174V173H225ZM99 175H100V173H99ZM98 175V176H99ZM110 175V174H109ZM166 175V174H165ZM165 175H163L164 177H165ZM183 175H185V174H183ZM186 175V176H187ZM201 175V174H200ZM203 175H204V173H203ZM173 176V175H172ZM172 176H171V178H172ZM179 176V175H178ZM181 176V175H180ZM179 176V177H180ZM192 176V175H191ZM202 176V175H201ZM204 176H206V175H204ZM209 176H210V174H209ZM209 176L207 175L206 176V178L208 177L209 178ZM224 176V175H223ZM70 177V176H69ZM99 177H101V179H102V176L100 175ZM110 177H111V175H110ZM112 177H113V175H112ZM142 177V176H141ZM167 177V176H166ZM169 177H170V175H169ZM169 177H168V179H169ZM185 177V176H184ZM187 177H190V176H187ZM198 177V176H197ZM214 177V176H213ZM225 177V176H224ZM228 177V176H227ZM231 177V176H230ZM230 177H228L230 180H231V178ZM71 178V177H70ZM203 178V177H202ZM207 178V179H208ZM72 179V178H71ZM75 179V178H74ZM109 179V178H108ZM144 179H146V178H143V181H144ZM177 179H179V178H177ZM181 179V178H180ZM185 179V178H184ZM199 179V178H198ZM212 179V178H211ZM248 179V178H247ZM103 180V179H102ZM166 180H167V178H166ZM176 180V179H175ZM182 180V179H181ZM180 180V181H181ZM200 180V179H199ZM213 180V179H212ZM254 180V179H253ZM256 180V179H255ZM101 181V180H100ZM124 181V180H123ZM123 181H121L122 183H123ZM160 181V180H159ZM163 181H165V180H163ZM169 181V180H168ZM184 182H185V180H183ZM186 181H187V178H186ZM201 181V180H200ZM227 181V180H226ZM234 181V180H233ZM236 181V180H235ZM263 181V180H262ZM81 182H82V180H81ZM99 182V181H98ZM146 182V181H145ZM151 182V181H150ZM169 182H171V181H169ZM169 182H166L167 184L169 183ZM175 181H173V183H174ZM182 182V181H181ZM188 182V181H187ZM192 182V181H191ZM193 182H195V180L193 181ZM229 181H227V183H228ZM239 182V181H238ZM249 182H250V180H249ZM252 182V181H251ZM100 183V182H99ZM101 183H104V181H102ZM119 183V182H118ZM160 183V182H159ZM162 184H163V182H161ZM172 183V182H171ZM176 183H178L179 184V182H175V185H176ZM183 183V182H182ZM181 183V184H182ZM197 183V182H196ZM208 183V182H207ZM211 182L209 181V184H210ZM236 183V182H235ZM243 183H245V182H243ZM97 184V183H96ZM162 184H161V187H162ZM167 184H165L166 186H167ZM170 184V183H169ZM193 184H195V183H193ZM192 184V185H193ZM208 184V185H209ZM220 184V183H219ZM224 184V183H223ZM229 184V183H228ZM231 184V183H230ZM230 184H229V186H230ZM250 184V183H249ZM264 184V183H263ZM106 185V184H105ZM105 185H104V187H105ZM120 185H121V183H120ZM156 184L154 183L153 184V186H155ZM164 185V184H163ZM173 186H174V184H172ZM172 185H170V186H172ZM187 185H188V183H187ZM202 186H203V184H201ZM207 185V186H208ZM225 185V184H224ZM224 185H219V186H221L220 187V190H219V193L221 194V196H225V195H227V193L229 192V189L227 188V187H225ZM233 185V184H232ZM236 184H234V186H235ZM247 185H248V183H247ZM246 185V183L244 184V186H247ZM253 186H254V184H252ZM252 185H250V186H252ZM258 185V184H257ZM109 186V185H108ZM123 186V185H122ZM134 186V185H133ZM194 186V185H193ZM206 186V187H207ZM210 186H212V185H209V188L210 189H212V187H210ZM214 186H215V181H214ZM218 186V185H217ZM217 186H215V187H217ZM226 186H227V184H226ZM228 186V187H229ZM237 186H238V184H237ZM236 186V188L238 189L236 192H235V194H233V193H231L232 195H233V198H235V197H242V195L246 192V190H247V188H244V187H237ZM249 186V185H248ZM103 187V188H104ZM118 187H120L119 185H118ZM168 187H169V185H168ZM205 187V188H206ZM256 187V186H255ZM78 188H80V187H78ZM117 188V187H116ZM123 188V187H122ZM138 188H139V186H138ZM157 188H160V186L159 187H157ZM173 188H175V187H173ZM209 188H206L207 190L209 189ZM249 188V187H248ZM258 188H259V186H258ZM258 188L256 187V188H250V191H249V193L250 194H256V192H258ZM93 189H95V188H93ZM92 189V190H93ZM98 189H99V186H98ZM112 189V190H111ZM128 189V188H127ZM132 189H133V187H132ZM136 189V188H135ZM231 189V191H232V188H230ZM235 188H233V190H234ZM246 189V190H245ZM78 190V189H77ZM95 190H97V189H95ZM104 190V189H103ZM121 189H119V191H120ZM123 190H124V188H123ZM126 190V189H125ZM139 190V189H138ZM143 190V189H142ZM162 190H163V187H162ZM165 190V189H164ZM205 190V189H204ZM263 190H264V188H263ZM262 190V191H263ZM99 191V190H98ZM97 191V192H98ZM116 191V190H115ZM117 191H118V189H117ZM122 191V190H121ZM159 191H160V189H159ZM166 191V190H165ZM170 191V190H169ZM175 191H176V189H175ZM212 191H214V190H212ZM261 191V189H259V192L261 193L262 192ZM90 192V191H89ZM92 192V191H91ZM101 193H102V191H100ZM99 192V193H100ZM124 192V191H123ZM127 191H125V193H126ZM137 192V191H136ZM143 192V191H142ZM142 192H141V194H142ZM144 192H146V190L144 191ZM160 192H162V191H160ZM173 192V191H172ZM215 192V191H214ZM258 192V193H259ZM82 193V192H81ZM94 193L96 194V191H94ZM108 193V192H107ZM107 193H105V194H107ZM135 193V192H134ZM150 193V192H149ZM153 193V192H152ZM157 193H158V191H157ZM174 193V192H173ZM176 193V192H175ZM187 193V192H186ZM186 193H185V195H186ZM216 193V192H215ZM218 193V192H217ZM218 193V194H219ZM249 193H247L246 192V194H249ZM92 194V193H91ZM95 194H93V195H95ZM133 194V193H132ZM145 194V193H144ZM143 194V195H144ZM159 194V193H158ZM163 194V193H162ZM172 194V193H171ZM182 194H183V192H182ZM181 194V195H182ZM188 194V193H187ZM209 194H211V195H213V193L210 191V193ZM242 194V195H241ZM249 194V195H250ZM98 195V194H97ZM127 195V194H126ZM136 195V194H135ZM134 195V198H136L137 196V198H139L140 197V200H148V202H146V205H143L142 204V202H141V204L143 205V208L145 207V206H147V204H148V207H149V204L151 203V202H153L152 201V199H157L156 197L155 198H152V196H150V195H144V196H141V195H136L135 196ZM152 195V194H151ZM161 195V194H160ZM163 195H165V194H163ZM173 195V194H172ZM190 195H191V193H190ZM198 195V194H197ZM201 195V194H200ZM208 195V194H207ZM241 195V196H240ZM248 195V196H249ZM260 195V194H259ZM72 196V195H71ZM75 196H77V195H75ZM74 196V198H76ZM155 196V195H154ZM228 196H229V194H228ZM244 196V195H243ZM256 196H258V195H256ZM262 196V195H261ZM264 196V195H263ZM262 196V197H263ZM102 197V196H101ZM118 197V198H117ZM122 197V196H121ZM130 197V196H129ZM165 197H166V195H165ZM176 197V196H175ZM178 197V196H177ZM184 197V196H183ZM197 197V196H196ZM198 197H200V196H198ZM202 197V196H201ZM205 197V196H204ZM217 197V196H216ZM219 197V196H218ZM230 197V196H229ZM73 198V197H72ZM136 198V199H137ZM152 198V199H151ZM179 198V197H178ZM209 198H210V196H209ZM226 198H228V197H226ZM247 198H249V197H247ZM256 198V197H255ZM103 199V198H102ZM126 199V198H125ZM129 199H131V197L129 198ZM151 199V200H150ZM171 199V198H170ZM180 199H182V198H180ZM183 199H185V198H183ZM202 198H200V200H201ZM204 199V198H203ZM202 199V200H203ZM237 199H239V198H237ZM245 199H246V197H245ZM250 199V198H249ZM248 199V200H249ZM263 199V198H262ZM262 199H260V201L262 200ZM96 200V199H95ZM105 200V199H104ZM103 200V201H104ZM168 199H166V201H167ZM187 200V199H186ZM193 200V199H192ZM243 200V199H242ZM241 200V201H242ZM253 200V199H252ZM102 201V200H101ZM100 201V202H101ZM137 201V200H136ZM157 201H159L158 199H157ZM160 201L162 202V200L160 199ZM166 201H163V202H166ZM169 201V200H168ZM196 201V200H195ZM204 202L202 203V207L201 208H198V209H194L195 207H193L194 205H190L189 203H186L187 205H185L186 207L185 208H183L182 206H180V210L179 211H173V212H175L176 214H177V216L175 215V217H177V218H175V220H178L177 222H175V220H174V223L177 225V226H180L181 228L180 229H177V227L175 228L172 224L170 225H168L167 223H165V224H163V225H161V223L163 222V220L162 219H164V218H162V219H160L158 222L160 223H158L159 225H158V230H157V232L154 234V235H152V236H154V237H163L164 238V240L162 241V239H161V241L160 242H154V240L155 239H153V237L150 239V238H148L147 240H145V234L143 233V231H145V229H143V231H141V232H138V234L136 235V237H139V239H138V241L140 240V236H141V240L140 241H142L141 242V246H146V245H153L152 247H149V249H145V248H143V249H145V250H147L146 252H145V256L146 257H144L142 254V256L141 257H143V258H141V257H139V256H137V255H135V254H132V253H130V263L131 264H163L164 263V261H165V258H166V256H170V257H172L173 258V256H176L180 251L181 252H184V251H182V250H185V251H187V250H190L189 252H190V256L192 257V260H194V262L192 263V264H228L227 263V261H229L230 263H233V262H237V261H239L238 259H239V256H241V255H244L245 253H246V251H247V247L244 245V244H242V242L246 239V240H248V239H250V240H253L252 241V243H251V247L249 246V249L251 248V249H254L255 247L257 248L258 247V243L259 242H261L262 240H261V238L263 237V236H261V234L262 233H264V226L262 225H250L249 227H251V228H247V232L245 233H243L242 235H238V233L237 234H235L236 232H232V235L230 234V235H228L227 236V238H221V239H216V237H214V236H216V233H217V231H221V230H226V228H227V225L229 224V223H233V221H231L232 219H233V217H238V216H234L233 215V217H232V214H230V212H232V211H235V208L234 207H229V205L230 204H228V203H224V204H222V205H225V206H220V205H212L211 203L212 202H214L213 200H212V202L211 201H208L207 199H204L203 200ZM227 201V200H226ZM230 201H232V200H230ZM230 201L228 200V202L230 203ZM234 201V200H233ZM240 201V200H239ZM246 201H247V199H246ZM258 201V200H257ZM256 201V202H257ZM73 202H75V201H73ZM98 202H99V199H98ZM125 202V201H124ZM132 203H134L135 204V202L134 201H131ZM178 202V201H177ZM180 202H182L181 200H180ZM199 202V201H198ZM201 202L202 201H200V204H201ZM209 202H211L210 204H209ZM264 202V201H263ZM126 204H127V202H125ZM156 203V202H155ZM160 202H158V204H159ZM222 203V202H221ZM241 203V202H240ZM252 203V204H251ZM124 204V203H123ZM122 204V205H123ZM128 204H129V202H128ZM157 204V205H158ZM167 204V203H166ZM168 204H170V206L172 205V206H175L171 201H169V203ZM167 204V205H168ZM177 204V203H176ZM189 204V205H188ZM214 204V203H213ZM244 204V203H243ZM253 205L254 204V201L253 202H251L250 201V203H249V205ZM257 204V203H256ZM261 203H259V205H260ZM130 205V204H129ZM133 205V204H132ZM142 205H141V207H142ZM154 205V204H153ZM161 205H162V203H161ZM164 205V204H163ZM162 205V206H163ZM232 205H233V203H232ZM235 205V204H234ZM241 205V204H240ZM70 206V205H69ZM72 206V205H71ZM128 206V205H127ZM150 206L153 208V206L150 204ZM155 206H156V204H155ZM154 206V207H155ZM161 206V207H162ZM170 206H168V208L170 207ZM171 206V207H172ZM231 206V205H230ZM245 206H248V204L247 205H245ZM255 206V205H254ZM263 206H264V204H263ZM74 207H76V206H74ZM130 207H131V205H130ZM158 207V206H157ZM181 207H182V209H181ZM241 207H243V206H241ZM251 207V206H250ZM256 207V206H255ZM255 207H253V208H255ZM69 208V207H68ZM72 208H73V206H72ZM77 208V207H76ZM129 208V207H128ZM139 208V207H138ZM163 208V207H162ZM165 208H166V206H165ZM172 208H174V207H172ZM178 208H179V206H178ZM197 208V207H196ZM257 208H258V205H257ZM66 209H67V207H66ZM83 209V208H82ZM133 209V208H132ZM145 209V208H144ZM176 209H177V205H176ZM239 209V208H238ZM236 210L234 213H235V215L237 214V212H239V210ZM242 209V208H241ZM249 209V208H248ZM259 209V208H258ZM257 209V210H258ZM261 209V208H260ZM259 209V210H260ZM78 210H80V207L77 209V211ZM85 210H83L84 212H85ZM127 210V209H126ZM134 210V209H133ZM132 210V211H133ZM135 210H136V206H135ZM157 210V209H156ZM167 211L169 210V209H166ZM164 211V213L165 212H167V211ZM172 210H174V209H172ZM178 210V209H177ZM243 210V209H242ZM254 210V209H253ZM258 210V211H259ZM71 211V210H70ZM69 211V212H70ZM131 210H130V213L132 212ZM137 211V210H136ZM143 211V210H142ZM147 211V210H146ZM159 211V210H158ZM163 211V210H162ZM244 211V210H243ZM252 211V210H251ZM67 212H68V210H67ZM82 212V211H81ZM83 212V213H84ZM94 212V211H93ZM140 212H141V210H140ZM144 212V211H143ZM160 212V211H159ZM173 212H171V209H170V211L168 212V213H173ZM245 212V211H244ZM247 213L249 212V210H247L246 211ZM254 212V211H253ZM82 213V214H83ZM85 213V216H83L82 215V217H86V223H88L89 221V219L91 218L90 216H87V214ZM92 213V212H91ZM90 213V211H89V214H91ZM129 213V214H130ZM137 213H139V211H137ZM149 213V212H148ZM147 213V214H148ZM154 213V217H158L156 214H155V212H153ZM255 213H256V210H255ZM94 214H96V213H94ZM119 214H122V215H124V216H122L121 215V217H119ZM128 214V213H127ZM135 214V213H134ZM143 213L141 212V215H142ZM145 215H146V212L144 213ZM258 214V213H257ZM256 214V215H257ZM77 215V214H76ZM81 215V214H80ZM92 215V214H91ZM131 216H133V214H130ZM129 215V216H130ZM137 215V214H136ZM144 215V216H145ZM150 215H151V213H150ZM150 215H148V216H150ZM156 215V216H155ZM171 215V214H170ZM170 215H168V216H170ZM220 215H222V216H220ZM259 215V214H258ZM75 216V215H74ZM78 216V215H77ZM94 216V215H93ZM131 216H130V218H131ZM94 217H96V215L94 216ZM94 217H92V218H94ZM127 217H128V215H127ZM137 217V216H136ZM135 217V218H136ZM146 217H147V215H146ZM151 217H153V215L151 216ZM172 217L174 218V216H173V214H172ZM258 217V216H257ZM62 218V217H61ZM74 218V217H73ZM91 218V219H92ZM126 218V217H125ZM138 218H140L139 216H138ZM141 218H142V216H141ZM159 218V217H158ZM157 218V219H158ZM232 218V219H231ZM63 219V218H62ZM78 218H76V220H77ZM90 219V220H91ZM133 219V218H132ZM150 219V217H148V220ZM157 219H156V221H157ZM217 219H220L219 221H217ZM94 220V219H93ZM100 220V221H101ZM124 220V219H123ZM130 220V219H129ZM134 220V219H133ZM136 220V219H135ZM140 220V219H139ZM172 220V221H173ZM234 220V219H233ZM59 221V220H58ZM65 220H63V222H64ZM92 221V220H91ZM90 221V223H92ZM98 221V220H97ZM150 221H155L154 220V218H153V220H151L150 219ZM162 221V222H161ZM166 221V220H165ZM224 222L223 224H222V222ZM229 221H231V222H229ZM94 222V221H93ZM134 222V221H133ZM137 222V221H136ZM145 222V221H144ZM147 222V221H146ZM64 223H66V222H64ZM85 223V224H86ZM89 223V224H90ZM97 223V222H96ZM101 223V222H100ZM108 223V224H109ZM129 223H130V221H129ZM143 223V222H142ZM239 223V222H238ZM80 224H82V223H80ZM93 224V223H92ZM102 224H105V223H101V225ZM130 224H132V222L130 223ZM135 224V223H134ZM154 224H157L156 222H154ZM241 224V223H240ZM261 224V223H260ZM94 225V224H93ZM100 225V226H101ZM133 225V224H132ZM140 225H141V223H140ZM147 225H149V221H148V224ZM201 225V228L199 227ZM231 225V224H230ZM236 225V224H235ZM94 226H97V225H94ZM93 226V227H94ZM108 226V225H107ZM106 226V227H107ZM115 226V225H114ZM113 226V227H114ZM137 225L135 224V227H136ZM145 225L143 224V227H144ZM237 226V225H236ZM133 227V226H132ZM150 227L151 226H149L148 228H149V230H150ZM229 227V226H228ZM234 227V226H233ZM252 227H254V228H252ZM138 228V227H137ZM142 228V227H141ZM153 228V227H152ZM199 228V229H198ZM96 229V228H95ZM132 229V228H131ZM136 229V228H135ZM157 229V228H156ZM244 229V228H243ZM82 230V229H81ZM88 230V229H87ZM86 230V231H87ZM122 230V231H121ZM138 229H136V230H134V231H137ZM147 230V229H146ZM130 232V231H129ZM133 232V231H132ZM106 233H108L107 235H106ZM227 233V232H226ZM87 234H88V232H86L85 234H84V242L83 241H81V243L83 242L84 244H86V240H88L87 239ZM135 234V233H134ZM134 234H132L131 233V235H134ZM228 234V233H227ZM257 234V235H256ZM93 235V234H92ZM92 235L91 234H89L88 236L89 237H92ZM100 235H98V236H100ZM128 235V234H127ZM130 235V234H129ZM256 235V236H255ZM258 235H260L261 237H257ZM262 235H264V234H262ZM126 236V237H125ZM135 236V235H134ZM133 236V237H134ZM224 236V235H223ZM222 236V237H223ZM243 238H242V237ZM93 237H94V235H93ZM97 236H95V238H96ZM125 237V238H124ZM213 237H214V239H213ZM99 238V239H100ZM131 238V237H130ZM129 238V239H130ZM206 238H209L210 240H212V241H210L209 243H207L206 245L204 244V243H202V242H205L204 240L206 239ZM66 239V238H65ZM96 239H98V237L96 238ZM98 239V240H99ZM135 239V238H134ZM70 240V239H69ZM89 240H91V239H89ZM89 240H88V243H89ZM97 240V241H98ZM249 240V241H250ZM261 240V241H260ZM139 241V242H140ZM67 243H68V241H66ZM119 242H121V245H119L118 246V243ZM147 242V243H146ZM170 242L171 243H173V245L172 244H170ZM264 242V241H263ZM91 243V242H90ZM98 243V242H97ZM131 243V242H130ZM135 243V242H134ZM133 243V244H134ZM136 243H138V242H136ZM75 244V243H74ZM204 244V245H203ZM69 245V244H68ZM135 245V244H134ZM140 245H139V247H140ZM240 245V247H238ZM75 246V245H74ZM87 246V245H86ZM86 246H85V248H86ZM92 246V245H91ZM124 247H125V245H123ZM130 246V245H129ZM235 246H237V248L234 250L235 252H233L232 253V256H233V258H231V259H228V257H232L231 255H229L228 254V252H226V248H228V247H234L235 248ZM118 247V248H117ZM136 247L137 246H135L134 248L136 249ZM139 247H137V248H139ZM148 247V246H147ZM202 247V248H201ZM85 248H82V250L84 249V250H86L87 251V249H85ZM93 248V247H92ZM117 248V249H116ZM126 248V247H125ZM91 249V248H90ZM93 249H95V248H93ZM93 249H91V250H93ZM97 249V248H96ZM104 249L106 250V248L104 247ZM81 250V249H80ZM79 250V251H80ZM98 250V249H97ZM103 250V249H102ZM102 250H101V252H100V254L102 255ZM123 250H124V248H123ZM126 250H127V248H126ZM126 250H124V251H126ZM141 250H142V247H141ZM86 251H85V253H86ZM90 251V250H89ZM93 251H95V250H93ZM128 251H130L129 249H128ZM198 251H201L200 252V254L198 253ZM107 252V251H106ZM105 252V253H106ZM131 252V251H130ZM188 252V251H187ZM231 252V251H230ZM72 253H74V251L72 252ZM71 253V254H72ZM126 253V252H125ZM124 253V254H125ZM127 253H129V252H127ZM209 253H215V254H218L219 256L218 257H216V258H210V255L211 254H209ZM70 254V255H71ZM107 254H108V252H107ZM111 255H112V253H110ZM123 254V253H122ZM119 255V254H118ZM120 255H121V253H120ZM187 255V254H186ZM56 256V255H55ZM115 257V256H114ZM114 257H108L106 260H108L107 262H109L110 264H112V262L114 263V261H112V258L114 259ZM121 258H122V255L120 256ZM243 257V256H242ZM56 258H58V257H56ZM91 258V257H90ZM183 258V257H182ZM92 259V258H91ZM241 259V258H240ZM179 260V259H178ZM91 261V260H90ZM119 261V260H118ZM106 262V261H105ZM124 262V261H123ZM129 262V261H128ZM176 262V261H175ZM178 262V261H177ZM191 262V261H190ZM116 263V262H115ZM129 263V264H130ZM117 264V263H116ZM127 264V263H126ZM165 264V263H164ZM190 264V263H189Z\"/></svg>", "mask_w": 264, "mask_h": 264}, {"label": "crops", "instance_id": "crops-1", "mask_svg": "<svg viewBox=\"0 0 264 264\" xmlns=\"http://www.w3.org/2000/svg\"><path fill=\"white\" fill-rule=\"evenodd\" d=\"M34 209V208H33ZM30 211H33V210H30Z\"/></svg>", "mask_w": 264, "mask_h": 264}]
</instances>
